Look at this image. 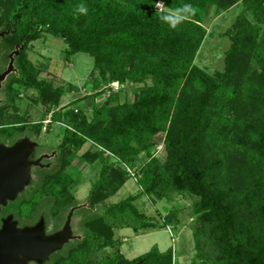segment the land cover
<instances>
[{
	"label": "trees",
	"instance_id": "16d2710c",
	"mask_svg": "<svg viewBox=\"0 0 264 264\" xmlns=\"http://www.w3.org/2000/svg\"><path fill=\"white\" fill-rule=\"evenodd\" d=\"M165 3L172 8L192 4L197 13L171 30L154 14V0H0V33L8 32L0 37L1 62L6 64L9 53L18 48L13 57L16 73L3 86L11 101L18 95L16 84L34 89L42 102L56 106L61 87L39 79L26 52L46 35L65 44V61L77 53L93 59L100 80L93 81L94 88L113 81L123 88L128 83L136 86L130 102L119 101L120 88L100 107H92L90 119L70 106L65 113L70 125L55 154L58 165L44 172L31 201L20 202H29L32 210L34 199L49 203L50 212L41 218L34 212L20 217L32 219L23 225L40 219L46 225V219L54 217L52 232L59 230L63 220L55 216L74 202L69 192L74 183L71 172L77 170L74 160L86 166L100 162L99 176L89 191L91 208L129 180L120 164L138 176L140 192L104 206L103 214L87 225L90 232L43 264H178L174 246L159 251L156 245L131 260L117 252L90 262L95 252L117 244L114 227L132 228L136 234L178 227L177 211L160 220L139 211L135 201L143 195L157 201L194 198L190 264H264V127L235 115L237 104L264 109V0ZM238 3L241 11L224 33L230 45L223 70L206 74L193 64L204 40L201 24L211 7L225 11ZM78 4L86 5L88 14L74 19ZM251 64L259 69L249 73ZM3 111L0 107V119ZM61 116L53 111L49 122H59ZM37 128L36 132L41 126ZM159 133H166L163 161L149 151ZM87 143L93 150L79 156ZM141 153L144 162L138 160Z\"/></svg>",
	"mask_w": 264,
	"mask_h": 264
},
{
	"label": "rangeland",
	"instance_id": "374dc122",
	"mask_svg": "<svg viewBox=\"0 0 264 264\" xmlns=\"http://www.w3.org/2000/svg\"><path fill=\"white\" fill-rule=\"evenodd\" d=\"M241 8V3L235 4L225 11L211 7L208 15L201 24L205 29V35L196 53L193 64L206 74L213 75L215 72H221L223 70L224 55L230 45V40L224 33L231 27ZM249 19H251V16H249ZM29 47V50L26 51L28 59L38 68V78L51 82L54 87H61L62 94L58 98L55 106L48 101H45L46 103L42 102L37 91L34 89H24L15 84L13 87L18 91V95L11 101L8 93L3 90V86L9 79V76L12 73H16L13 64V72L10 75L8 74L5 77L6 79L1 82L3 91L0 93V107H3L4 115L0 119V125L8 127L4 128V130L0 129V144L12 146L14 143L24 142L30 145V147L23 154L26 157L22 155L23 160H30V154L32 152L37 156V159L41 158V160L39 161L40 166H32L29 169V183H25L23 189L16 194L13 200H7L5 205L0 206V230L3 220L8 217H10L18 229H22L25 226H34V223L23 225L27 220L32 221V219L20 217V215L30 216L34 212V215L39 213V217L41 218L43 215L46 216L49 214V203L46 205L43 201L37 202L34 199L32 202H36V207L32 210L29 202H20L24 199H30L31 201L32 191L37 186L42 175H44V172L58 165L55 158L57 146L60 144L64 130L70 125L65 117L66 111L72 106L71 109L75 108L83 112L87 116V119H90L92 107H100L110 93L115 92V87L112 86V82L102 83L94 88L93 81H98L99 74L93 67V59L87 54L77 53L72 55L69 61H65L62 51L66 46L61 40L46 35L44 38L32 42ZM12 53L13 51L9 54L11 55ZM5 66L0 59V70L4 69ZM254 69L258 70L259 67L256 64H251L249 73L254 71ZM243 80L245 82L246 78H243ZM148 83H151V81L148 80ZM69 85H73L74 88H70ZM135 87V85L130 83L125 85L123 90H120L119 101L130 102L136 93ZM120 88L122 87L120 86ZM99 92L101 94L96 95ZM73 105L75 106L73 107ZM53 111L64 115L61 116L59 122H49L50 115ZM235 115L238 118H244L246 121L251 120L255 125L264 127V109L260 107L252 104H237ZM19 123L22 124L19 129L10 127ZM37 126H41V128L36 132V129H38ZM165 136L166 133L157 134L152 139L153 146L149 149L151 155L160 161L166 158L164 150ZM89 149L93 150L91 144H84L78 152V155H83ZM106 155L108 156L110 154L105 153ZM231 156L227 155V157ZM138 160L141 162L146 161L145 154L141 153ZM19 162L20 159L17 160V164ZM75 163L77 164L75 167L77 170H72L71 172L74 176V183L69 188L74 202L66 210L61 211L59 217L55 216V220H63L59 228L60 230L72 212L69 233L74 238L69 239V242L79 240L87 232L91 231L92 228L89 230L87 225L90 220L96 219L103 214L104 206L115 204L130 195H136L140 192V187L136 181L138 176L128 166L120 164L129 175V180L112 196L98 203L96 207L91 208L88 204L89 191L91 183L99 176L100 162L97 161L89 166H86L84 163H77V160L72 162L73 165ZM131 173L132 175H130ZM193 200L194 198L190 196L174 197L169 201L166 199L157 201L151 196H140L135 201L139 211L155 220H160V217L165 216L169 211H177L179 219L178 227H170L169 230L163 228L149 233L140 232L137 234L132 228L114 227L112 228L113 238L117 241V244L114 247H103L101 250L95 252L90 257V262H96L104 257L113 256L117 252L121 253L126 259L131 260L146 253L152 246L156 245L159 251H165L174 246L177 256L176 263L190 264L194 256L191 216V204ZM53 222L54 217H48L46 219V225H44L45 234H48L53 229ZM170 235H174L173 238ZM66 246L67 244H64L60 250L66 248ZM28 264L37 263L30 262Z\"/></svg>",
	"mask_w": 264,
	"mask_h": 264
},
{
	"label": "water",
	"instance_id": "95a60500",
	"mask_svg": "<svg viewBox=\"0 0 264 264\" xmlns=\"http://www.w3.org/2000/svg\"><path fill=\"white\" fill-rule=\"evenodd\" d=\"M5 33H0L3 37ZM18 54V48L9 54L10 62L7 70L0 73L1 82L13 70V57ZM30 145L14 143L12 146L0 144V206L7 200H13L16 194L29 183L28 172L32 166H40L41 158L34 161L23 160L24 152ZM23 155V156H22ZM20 159L19 164L17 160ZM14 165V166H13ZM70 215L62 228L52 234H45L44 221L40 219L34 226L18 229L10 219L3 220L0 230V264H28L30 262L43 264L49 255L62 248L64 244L73 239L70 236Z\"/></svg>",
	"mask_w": 264,
	"mask_h": 264
},
{
	"label": "clouds",
	"instance_id": "9594fccd",
	"mask_svg": "<svg viewBox=\"0 0 264 264\" xmlns=\"http://www.w3.org/2000/svg\"><path fill=\"white\" fill-rule=\"evenodd\" d=\"M153 8L162 24L168 26L171 30H176L181 24L188 21L197 13V8L192 4H182L175 8L170 7L165 3V0H154ZM88 8L84 4H78L74 9V19L79 16L87 15Z\"/></svg>",
	"mask_w": 264,
	"mask_h": 264
},
{
	"label": "flooded vegetation",
	"instance_id": "af4514ba",
	"mask_svg": "<svg viewBox=\"0 0 264 264\" xmlns=\"http://www.w3.org/2000/svg\"><path fill=\"white\" fill-rule=\"evenodd\" d=\"M8 63H9V55H8V61H7V63L5 64V65H6L5 68L2 69V70H0V72H3V71H6V70H7ZM14 69H15V67H14ZM12 72H13V71H12ZM12 72H11V73H12ZM9 75H10V73H9ZM5 79H6V78H5ZM1 91H2V87H1V89H0V93H1ZM21 125H22V124L19 123V124H15V125H13V126H10V127H14V128H18V129H19V128L21 127ZM6 127H8V126H2V125H1V126H0V129H1V128H6ZM34 155H35V154H33V152L30 154V158H31L30 160H31V161H34V160L37 159V156H36V155L34 156ZM60 227H61V226H60ZM60 227H59V228H60ZM52 231H53V230L51 229L49 233H50V234H51V233H54V232H52ZM49 233H48V234H49ZM67 244H68V243H67Z\"/></svg>",
	"mask_w": 264,
	"mask_h": 264
},
{
	"label": "built area",
	"instance_id": "2783aa9c",
	"mask_svg": "<svg viewBox=\"0 0 264 264\" xmlns=\"http://www.w3.org/2000/svg\"><path fill=\"white\" fill-rule=\"evenodd\" d=\"M112 86L115 87V91L120 89V86L123 88V85H120L119 82H112Z\"/></svg>",
	"mask_w": 264,
	"mask_h": 264
}]
</instances>
